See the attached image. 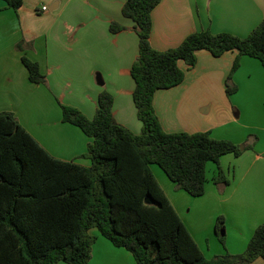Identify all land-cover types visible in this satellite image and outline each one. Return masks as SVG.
Instances as JSON below:
<instances>
[{
    "label": "crops",
    "instance_id": "0c3cea01",
    "mask_svg": "<svg viewBox=\"0 0 264 264\" xmlns=\"http://www.w3.org/2000/svg\"><path fill=\"white\" fill-rule=\"evenodd\" d=\"M125 1L23 0L15 11L0 0V112H12L56 158L88 166L84 154L92 141L77 126L62 121L60 104L92 118L99 94L107 91L113 97L115 121L133 133L141 131L130 73L138 55V36L133 21L122 15ZM43 6L47 9L42 10ZM262 19L264 0H160L151 12L150 43L158 50L173 48L201 30L245 37ZM112 22L125 28L113 33ZM23 56L38 64L43 83L29 80ZM236 56L237 51L215 57L205 49L197 50L194 67L178 62L185 71L184 80L158 89L153 96L164 131H207L215 139L241 146L238 156L227 153L219 159L225 182H214L217 164L207 163L205 192L199 197L176 189L164 172H155L151 166L208 259L226 252L242 253L264 222V67L256 58L240 56L230 77L235 91L228 95L226 79ZM219 215L225 221L224 246L214 226ZM92 233L96 239L87 264H136L128 250ZM248 264H264V259Z\"/></svg>",
    "mask_w": 264,
    "mask_h": 264
},
{
    "label": "trees",
    "instance_id": "16d2710c",
    "mask_svg": "<svg viewBox=\"0 0 264 264\" xmlns=\"http://www.w3.org/2000/svg\"><path fill=\"white\" fill-rule=\"evenodd\" d=\"M17 11L23 0H4ZM160 0H126L121 12L133 21L138 55L130 73L141 131L133 133L113 118V97L98 96L92 118L78 108L60 104L62 121L92 138L84 154L88 166L52 156L27 132L10 111L0 112V264H87L96 239L92 229L114 246L128 250L136 264H248L264 259V222L254 230L239 254L204 256L169 201L151 165H158L175 188L191 196L205 192L206 165L217 164L215 183L225 182L222 155L241 153L240 146L215 139L209 132H166L153 107L158 89L180 84L185 77L178 62L195 66L196 51L219 57L237 51L226 79L230 84L240 56L256 58L264 67V19L245 37L201 30L176 47H152L151 12ZM125 27L109 25L116 33ZM29 80L43 83L35 61L22 57ZM223 215L215 232L224 246Z\"/></svg>",
    "mask_w": 264,
    "mask_h": 264
},
{
    "label": "rangeland",
    "instance_id": "374dc122",
    "mask_svg": "<svg viewBox=\"0 0 264 264\" xmlns=\"http://www.w3.org/2000/svg\"><path fill=\"white\" fill-rule=\"evenodd\" d=\"M240 148H241V146H240ZM212 163L213 162H209V165H212ZM214 165V164H213ZM153 168H154V170H155V172L156 171H161V173H163V171L157 166V165H155V164H153V165H151ZM164 174V173H163ZM98 232L96 229H92V232ZM93 234V233H92Z\"/></svg>",
    "mask_w": 264,
    "mask_h": 264
},
{
    "label": "built area",
    "instance_id": "2783aa9c",
    "mask_svg": "<svg viewBox=\"0 0 264 264\" xmlns=\"http://www.w3.org/2000/svg\"><path fill=\"white\" fill-rule=\"evenodd\" d=\"M46 9H47V7H46V6H43V7H42V10H46Z\"/></svg>",
    "mask_w": 264,
    "mask_h": 264
},
{
    "label": "water",
    "instance_id": "95a60500",
    "mask_svg": "<svg viewBox=\"0 0 264 264\" xmlns=\"http://www.w3.org/2000/svg\"><path fill=\"white\" fill-rule=\"evenodd\" d=\"M98 80H100V77L98 76ZM100 82H101V80H100Z\"/></svg>",
    "mask_w": 264,
    "mask_h": 264
}]
</instances>
